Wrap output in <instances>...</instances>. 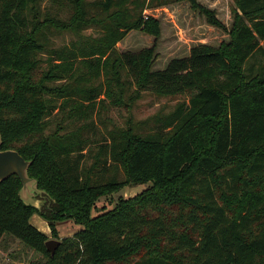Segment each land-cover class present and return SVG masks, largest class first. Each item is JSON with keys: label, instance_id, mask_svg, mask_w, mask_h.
Listing matches in <instances>:
<instances>
[{"label": "trees", "instance_id": "trees-1", "mask_svg": "<svg viewBox=\"0 0 264 264\" xmlns=\"http://www.w3.org/2000/svg\"><path fill=\"white\" fill-rule=\"evenodd\" d=\"M65 1L69 16L62 20L60 0H0L1 150L31 162L28 176L50 202L41 210L25 205L15 175L0 182V241L12 236L42 264H113L140 253L134 264H264V0H234L229 42L194 46L155 71L154 48L120 53L115 46L130 31L158 38L159 22L143 11L154 1L179 0ZM182 1L224 29L213 10ZM90 27L101 35L75 49L53 48V35ZM260 56L248 75L247 63ZM101 72L114 106L126 85L133 87L130 102L143 93L182 102L152 135L129 128L112 152L102 145L83 165L86 140L60 129L46 133L47 118L57 100L65 98L64 105L78 95L74 82ZM146 184L91 216L101 198ZM35 214L56 239L60 222L81 229L51 257L47 236L30 223Z\"/></svg>", "mask_w": 264, "mask_h": 264}, {"label": "rangeland", "instance_id": "rangeland-1", "mask_svg": "<svg viewBox=\"0 0 264 264\" xmlns=\"http://www.w3.org/2000/svg\"><path fill=\"white\" fill-rule=\"evenodd\" d=\"M146 1L148 2V0ZM197 1L202 6L214 11L216 18L222 23L224 29L208 25L205 18L198 12L193 11L186 1L179 0L158 7L153 6L156 3L154 1L150 4L151 8H146L143 11V16L152 17L159 22L160 32L158 38L144 32L130 31L125 38L116 44V50L120 53H137L142 49L154 48L151 70L155 71L165 68L172 59L188 56L190 49L194 46L206 44L218 47L220 44L229 42L228 32L233 22L234 0ZM65 4V0H60L58 6L60 10L59 18L62 20H66L69 16ZM44 7L45 3L42 5V11ZM100 35V30L90 27L77 34L71 32L55 34L51 37V42L53 48L75 49L73 45L82 47L84 43L94 40ZM261 62H263L261 56L249 61L246 65L248 75L255 73L259 68L258 64ZM81 70L82 68L75 76ZM90 75L86 79L74 82L72 87L76 89L78 95L74 94V97L67 100L64 105L65 98L57 100L56 110L47 118L46 133L60 129L61 135H74L77 137L76 140H86L85 150L83 151V153H86V157L83 165H90L92 161L90 155L96 154L102 145H106L109 152L111 148L112 152V147L122 142L121 134L129 128L140 137L152 135L157 129H160L162 123L174 111L176 105L182 102L181 97H161L149 93H143L138 99L130 102L128 98L133 91V87L126 85L123 89L120 104L114 106L111 100L105 97L106 79L102 72ZM63 82L62 80L57 85H61ZM87 95L90 100H86ZM90 105H93V107L87 108ZM114 172H116L118 180L124 179V173L119 165L117 171ZM110 173L106 175V178ZM148 187L149 184L125 186L119 192L101 198L95 204L91 216L95 217L104 211L112 210L118 199L132 198ZM34 200L39 208L38 210H41L44 206L49 207V199L43 195L34 197ZM30 221L32 224H36L35 226L40 232L45 233L47 241L60 242L64 238L72 237L74 233L81 229V226L70 220H65L56 224L58 235L56 239L51 236L47 222L38 214H35ZM141 254L113 264H134ZM44 262L45 259L41 255L35 253L12 236L3 235L0 241V264H42Z\"/></svg>", "mask_w": 264, "mask_h": 264}, {"label": "water", "instance_id": "water-1", "mask_svg": "<svg viewBox=\"0 0 264 264\" xmlns=\"http://www.w3.org/2000/svg\"><path fill=\"white\" fill-rule=\"evenodd\" d=\"M1 135H0V182L15 175L19 178L21 183V189L18 192L20 200L25 204L32 207H37L34 197L42 195L48 197L44 190L38 188V182L28 176V168L31 164L30 161H26L20 154L14 150H1ZM59 241L49 240L45 242V248L52 257L56 248L59 245Z\"/></svg>", "mask_w": 264, "mask_h": 264}, {"label": "crops", "instance_id": "crops-1", "mask_svg": "<svg viewBox=\"0 0 264 264\" xmlns=\"http://www.w3.org/2000/svg\"><path fill=\"white\" fill-rule=\"evenodd\" d=\"M34 216H35V215H33L32 217L34 218ZM32 217H31V219H33ZM31 219H30V220H31ZM30 223H31V221H30ZM31 224H32V223H31ZM32 225L36 228V226H35L36 224H32ZM43 234L45 235V233H43Z\"/></svg>", "mask_w": 264, "mask_h": 264}, {"label": "flooded vegetation", "instance_id": "flooded-vegetation-1", "mask_svg": "<svg viewBox=\"0 0 264 264\" xmlns=\"http://www.w3.org/2000/svg\"><path fill=\"white\" fill-rule=\"evenodd\" d=\"M48 203H49V201H48ZM42 209V208H41Z\"/></svg>", "mask_w": 264, "mask_h": 264}]
</instances>
